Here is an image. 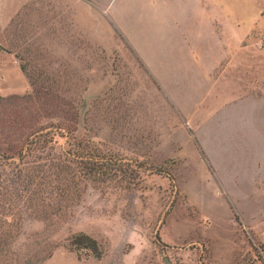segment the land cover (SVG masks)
I'll return each mask as SVG.
<instances>
[{"label": "rangeland", "instance_id": "rangeland-1", "mask_svg": "<svg viewBox=\"0 0 264 264\" xmlns=\"http://www.w3.org/2000/svg\"><path fill=\"white\" fill-rule=\"evenodd\" d=\"M263 42L264 0H0V264H264Z\"/></svg>", "mask_w": 264, "mask_h": 264}, {"label": "trees", "instance_id": "trees-1", "mask_svg": "<svg viewBox=\"0 0 264 264\" xmlns=\"http://www.w3.org/2000/svg\"><path fill=\"white\" fill-rule=\"evenodd\" d=\"M70 135V137H69ZM54 136V135H53ZM69 140L72 139V134L67 133V137ZM52 138L48 141L42 140L41 138L37 137L36 139L33 138L29 141V147L34 146L35 151L42 149V152L45 150V146L47 143H51ZM42 145V148H37L39 145ZM28 145V144H27ZM37 149V150H36ZM25 150H28L26 148ZM34 155V154H32ZM26 157H30V153L25 152L22 155V151L20 152V160ZM65 158H70L74 162H76L80 167V175L84 180H88L91 182H100L112 178L115 174H120L122 176L129 177L131 170V165L128 168H124L123 165L120 164V161L117 159H113L111 157H105L103 155L96 154L94 150L86 151L85 146L81 145L80 143L72 144L67 152L64 154ZM144 166L137 167L138 169L143 168ZM68 249L69 251H77L79 249H86L90 251L94 258L99 259L101 257V251L97 242L87 235L84 234H76L72 235L68 240ZM259 248L264 252V246L259 244Z\"/></svg>", "mask_w": 264, "mask_h": 264}, {"label": "water", "instance_id": "water-1", "mask_svg": "<svg viewBox=\"0 0 264 264\" xmlns=\"http://www.w3.org/2000/svg\"><path fill=\"white\" fill-rule=\"evenodd\" d=\"M164 264H171L170 261L167 260V258L164 259Z\"/></svg>", "mask_w": 264, "mask_h": 264}, {"label": "built area", "instance_id": "built-area-1", "mask_svg": "<svg viewBox=\"0 0 264 264\" xmlns=\"http://www.w3.org/2000/svg\"><path fill=\"white\" fill-rule=\"evenodd\" d=\"M263 46H264V42H263Z\"/></svg>", "mask_w": 264, "mask_h": 264}]
</instances>
